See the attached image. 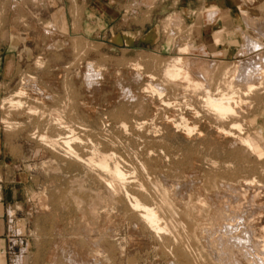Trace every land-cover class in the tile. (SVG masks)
I'll list each match as a JSON object with an SVG mask.
<instances>
[{
  "label": "rangeland",
  "instance_id": "374dc122",
  "mask_svg": "<svg viewBox=\"0 0 264 264\" xmlns=\"http://www.w3.org/2000/svg\"><path fill=\"white\" fill-rule=\"evenodd\" d=\"M185 1L0 0V59L7 66L0 82V202L8 191L12 226L22 242L12 249L18 262L213 264L201 243L185 239V255H179L164 236L160 241L129 210L132 200L125 196L131 191L143 203L162 207L163 191L171 186L249 177L264 182V79L239 76L241 89L263 81L262 87L242 97L245 105L237 116L221 122L209 115L203 91H162L165 64L185 45L190 47L185 58L215 65L213 90L223 87L225 69L235 65L241 75L247 66L264 71V0H201L184 9ZM20 90L27 94L21 99L15 96ZM10 99L22 100L23 108L4 103ZM182 112L193 122L201 120L195 135L166 125L165 117ZM237 122L263 156L242 147L237 130L231 131L236 137L218 134L219 126L229 129ZM70 129L79 138L73 148L82 162L63 145L39 141L41 135L68 136ZM99 155H111V168L120 164L126 182L90 164ZM174 193L175 212L164 215L170 221L176 214L172 231L186 237L177 203L196 197L192 189L181 197Z\"/></svg>",
  "mask_w": 264,
  "mask_h": 264
},
{
  "label": "bare ground",
  "instance_id": "6f19581e",
  "mask_svg": "<svg viewBox=\"0 0 264 264\" xmlns=\"http://www.w3.org/2000/svg\"><path fill=\"white\" fill-rule=\"evenodd\" d=\"M214 39H215V42L218 43L220 40V35L219 34L216 35ZM189 51H190V47L188 45H185L184 47L179 49V56L169 59V61L165 64V69H164L162 74L164 75V78H165L164 82H166V84L165 85L162 84L163 85L162 91L166 92L171 87H175L177 89H183L186 91L187 90H191V91L193 90L195 93L198 91H203L204 92V98H205L204 102H205V105L208 109L209 115L210 114H211V116L214 115L218 119V121H220V122L225 121L231 117L237 116L239 114L238 110L240 109V106H242L245 103L243 99L247 96L252 95L253 92L257 91L259 89L260 85L263 84V81H262V83L260 82L261 84L258 83L259 86L256 84L247 83L245 89L239 88V86L236 85L237 81H238L237 79H239V76H241L242 78L247 79V80L255 79L258 77L262 80V79H264V71L257 72L253 69V67L247 66L246 68H244V71L241 75V73H240L241 67L239 65H235L234 67H232L230 69H225L224 73L222 71V73H223L222 81L224 84L223 87H225V89H223V87L221 88L219 86L213 90V88L211 86V83H212L211 80L213 77L212 76V72H213L212 69L214 70L215 65L213 66V65H209L207 63L198 62V61L191 62L188 58L184 57V55L189 54ZM136 67H137V65H135V68ZM150 78L151 77H149V79ZM154 79H155V76H154ZM261 87H262V85H261ZM23 89H25V88H23ZM151 89H152V86H151ZM153 90H154V87H153ZM158 94H159V97H162V95H164L165 93L162 94L161 92L160 93L158 92ZM26 95L27 94L24 90H20L19 92L16 93L15 96L20 98V97H23ZM242 97H244V98H242ZM8 101L6 100V102L4 101V103L10 105V107L23 108L22 100L21 101L11 100L9 102ZM174 103H176V102H174ZM178 104L179 103H176L175 105L173 103H167L166 105L173 107V105L178 106ZM190 105L186 106L187 110H190L196 118L202 117V116H200L199 112H197L192 107V105L191 106ZM1 108H3L2 105H0V109ZM185 111H186V109H185ZM28 113L34 114L35 112L33 111V109L30 108ZM172 113H174V112H172ZM193 121H194V119H193ZM193 121H191L189 118H187L185 112H182L179 115L170 114L169 116L165 117V122L167 123V124L165 123L166 125H170L176 129L181 130L188 137L191 136L194 132H198V130H200L198 128H199V123L201 120H196L195 122H193ZM58 122H60V121L58 120ZM61 123H62V121H61ZM61 123H58V124L61 125ZM227 127H229V126H227ZM62 128L66 129V127H64V126H62ZM242 129L243 128H241V126L237 122V124H232L229 129H226L224 127L219 126L217 128V132L219 135L226 136L229 138V137L234 136V133L231 131L237 130L241 135V136L238 135L237 139L239 140V143L242 147H244L247 151L252 152L254 154H255V152L261 153L262 151H260V146H259L258 142H256L253 139L254 137L252 138L250 136V134L248 136V134L246 133L247 136H245L244 133H242V131H243ZM75 134L76 133H74V130H71L70 135L66 136V134H60L57 136L58 137L57 139H52V138L50 139V138L46 137L45 135H41V136H39L40 137L39 141L48 144V146L49 145L50 146H58V145L61 146V145H63L64 147H66L69 150L68 153L70 152L73 155V158L75 157L79 162H82L83 158H81L78 155L79 153H76L74 148H73V144L79 140V138H76ZM193 135H195V134H193ZM234 137H236V136H234ZM90 148L91 147H89V149ZM206 152L207 151H205V153ZM262 154L263 153H261V155ZM116 155H117V153H116ZM175 155H177V154H175ZM99 156L101 157V159L98 160V162L91 158L89 160L90 164H92L94 167H97L98 169H100L101 171H103L105 173L109 172L111 175H113V178L115 180H117L119 182L122 181V183L126 182L125 181L127 179L126 174L119 167L120 164L119 165L116 164L113 168H111V166L109 164L110 163L109 158H112V157H110L111 155L110 156L99 155ZM258 156H259V153H258ZM258 156H257V158H258ZM114 157H115V155H114ZM204 159H206V157ZM216 162H217V160L215 161V164H216ZM217 163L219 164V162H217ZM233 163H234V161H233ZM239 163H241V162H239ZM213 164L214 163H212V165ZM231 164L232 163H230V165ZM86 165H88V164H86ZM246 166L244 165L243 167L247 168L248 166L247 167ZM88 167H89V165H88ZM224 167H226V165ZM227 167H229V165ZM243 167H242V169H244ZM237 169H238V167H237ZM226 170H227V168L225 169V171ZM233 170H234V168H233ZM247 170H249V169H247ZM261 172H262V170H261ZM261 172H260V175H261ZM212 174H213V172H212ZM255 175L259 176L258 174H255ZM262 175L264 176V170H263ZM211 176H214V174ZM221 177H222V175H221ZM249 178H247V179L245 178L243 180H237V181H223V180L217 181L216 180L213 185L204 186V187L197 185V183L195 184L193 182L184 184V186L178 185V186H171V188L167 187L163 191L166 196L164 199H162V201L164 200V206H162V207H158V206L156 207V206L149 205V203H150L149 201L151 200L150 198H149L150 200L148 201L149 202L148 204H146L147 203L146 201H145L146 203H143L142 201H144V200H142L140 198L142 200L141 201L139 198L136 197L137 195L133 196V195H135L134 192H132L133 195L130 194L131 191L130 192L126 191L127 195H125V196H128V198H131L132 204H131V208H129V210L131 209L130 211H132L133 215H136L135 217L139 218V220L141 221L140 223H143L144 227L147 230H149V232L150 231L153 232L155 234L154 236L157 235L156 236L157 238L158 237L161 238L162 236H164L165 240L162 237L160 239V241H162V239H163V241H166V243L171 242L174 246L178 247L179 252H180L179 255H181V253H183L185 255V248L183 247V245L186 243V241H185V239H186L188 244H190V243H201V244H203L204 248L208 249L209 253L211 254V257L214 261L213 264H264V182H259V180L257 181V179H255L254 177H253V180H249ZM105 180L106 179H104V181ZM262 181H263V179H262ZM187 182H189V181H187ZM130 183L131 182H129V184ZM141 183H143V182H141ZM173 184H175V183H173ZM134 185L136 188V184H134ZM133 186H132V188H133ZM129 187H131V186H129ZM179 187H180V189H179ZM116 188H117V186H116ZM137 188H139V186ZM113 189L115 190L114 187H113ZM151 189H153V188H151ZM189 189L194 190V194L196 197L195 200H193L192 195L189 197L188 200H184V198H183L184 196L181 197V195H183V192L189 191ZM115 191H117V189ZM171 192H177V193H174L173 196L179 195L181 197L180 198L181 199L180 204H178L179 203L178 202L177 205H180L179 206L180 210L179 209L178 210H179L180 215L184 218V220H183L184 224H182V225H183V234H185L186 237H183L182 234H178V235L174 234V232L172 231V230L176 229L175 226L177 225V224H175L176 222H174V218H173L176 214L174 216L172 215L173 217L170 219V221H168L165 218L164 214L165 213L170 214L172 209H173V207H172L173 201L171 199L172 198ZM142 193H143V191H142ZM137 194H139V193H137ZM188 195H189V193H188ZM176 200H178V199H175V201ZM154 201H155V199H154ZM129 203H131V202H129ZM151 203L153 204L152 200H151ZM132 218H134V217H132ZM178 222H180V221H178ZM170 250H171V247H170Z\"/></svg>",
  "mask_w": 264,
  "mask_h": 264
},
{
  "label": "crops",
  "instance_id": "0c3cea01",
  "mask_svg": "<svg viewBox=\"0 0 264 264\" xmlns=\"http://www.w3.org/2000/svg\"><path fill=\"white\" fill-rule=\"evenodd\" d=\"M201 0H188L183 4V8H191L193 6V2H199ZM153 33H151L152 35ZM148 34L146 41L149 42ZM151 43V42H149ZM3 58V57H2ZM3 60L0 59V82L4 79L7 66L3 64ZM12 197H10V193L7 191L5 195L4 201L0 202V264H25V260L21 262L17 261V257L12 256V249L14 247H19L22 242L18 239V235H16V231L14 230L13 224V216L12 211L14 207H12Z\"/></svg>",
  "mask_w": 264,
  "mask_h": 264
}]
</instances>
